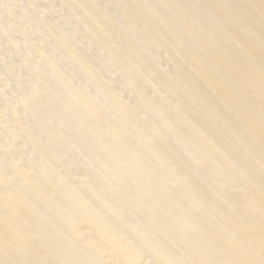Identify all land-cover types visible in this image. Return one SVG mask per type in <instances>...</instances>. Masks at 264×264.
Segmentation results:
<instances>
[{"label":"bare ground","instance_id":"1","mask_svg":"<svg viewBox=\"0 0 264 264\" xmlns=\"http://www.w3.org/2000/svg\"><path fill=\"white\" fill-rule=\"evenodd\" d=\"M263 109L264 0H0L9 264L231 263Z\"/></svg>","mask_w":264,"mask_h":264},{"label":"rangeland","instance_id":"2","mask_svg":"<svg viewBox=\"0 0 264 264\" xmlns=\"http://www.w3.org/2000/svg\"><path fill=\"white\" fill-rule=\"evenodd\" d=\"M225 90L226 89H223L221 91V93L223 94V92H225ZM263 110L261 111L262 113H260V118H257L258 121L256 119H249V122H250V126L251 127L253 126L252 130H253L254 135L256 136V139H258V141L260 143H262L261 145H263V147H264V140H263L264 139V122H262L264 120L263 119V115H264ZM255 187H257V186H254V188L250 185L246 186L245 190L248 191L247 192L248 195L246 196L245 199L238 193L235 194V193H232V191H228V190H227L228 192L226 191V193H227L226 197L228 199V203L235 204L236 208L239 209L238 210L239 211V215H238L239 219L236 220L234 218H231V220H230L231 225L228 226L229 232H234V234H235L234 236H236V239H237L236 243L232 240H228L227 238H225V240H223L222 237L217 236L219 239L220 248H224V250L229 249V251L232 252V254L234 256L232 258L231 263H225V264H244L245 262H243V260L246 261L245 264H257V261L260 264H264V245H262L264 243V203H263L264 202V185H262L261 188L260 187L255 188ZM258 194H259V196H258ZM259 199L262 201H260ZM0 200H1V197H0ZM215 207L219 213H223V211L228 209V208L224 209L223 207H219L217 205H215ZM252 207H254V208H252ZM245 214H247V215H245ZM243 219H244V221H242ZM235 223H236V225H235ZM230 227H232V228H230ZM3 229L4 228L1 226L0 227V236L1 235L2 236L0 237V249H1L0 250V264H3V262H4V264H9L10 259L13 262V260H15L16 257L13 254L9 253L7 248H6L7 247V245L5 244L6 241L4 242V240L2 238L4 235ZM209 232H210V235H212V236L215 235V234H212V232L210 230H209ZM249 232H252V233L249 234ZM243 237H245V238H243ZM256 237H258L259 240ZM259 241H261V242L259 243ZM4 244H5V246H4ZM251 245H252L253 249H250ZM253 245H255L256 248H254ZM259 248H261V249H259Z\"/></svg>","mask_w":264,"mask_h":264}]
</instances>
